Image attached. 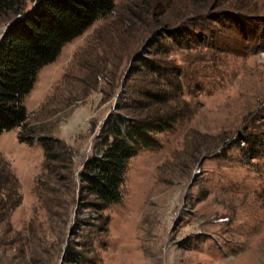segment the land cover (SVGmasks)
Returning <instances> with one entry per match:
<instances>
[{"label": "rangeland", "instance_id": "1", "mask_svg": "<svg viewBox=\"0 0 264 264\" xmlns=\"http://www.w3.org/2000/svg\"><path fill=\"white\" fill-rule=\"evenodd\" d=\"M114 6L0 136V264H264V0ZM161 89L169 100L146 95ZM141 113L171 123L130 160L121 203L83 209L104 123Z\"/></svg>", "mask_w": 264, "mask_h": 264}, {"label": "trees", "instance_id": "2", "mask_svg": "<svg viewBox=\"0 0 264 264\" xmlns=\"http://www.w3.org/2000/svg\"><path fill=\"white\" fill-rule=\"evenodd\" d=\"M32 1L30 6L31 0H0V24L6 25L0 38V136L27 125L24 101L34 89L39 73L59 58L68 43L115 8L114 0ZM184 35L185 31L169 32L172 39ZM144 65L153 68L152 61ZM166 94L161 89L148 91L146 95L164 101L169 100ZM140 115L121 116L104 123L100 143L102 156L98 154L88 159L79 176L83 209L89 206L102 215L110 205L121 203L130 160L141 149L156 142L153 132H162L166 124L171 123L170 117H166L171 116L170 112L148 124L145 120L141 122L143 116ZM31 134H20V142L33 143ZM90 198L94 202L90 203Z\"/></svg>", "mask_w": 264, "mask_h": 264}]
</instances>
